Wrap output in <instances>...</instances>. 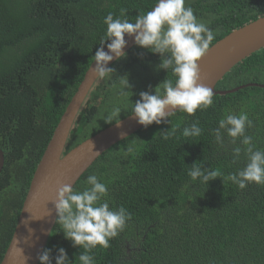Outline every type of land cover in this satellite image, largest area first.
<instances>
[{
	"label": "trees",
	"instance_id": "obj_1",
	"mask_svg": "<svg viewBox=\"0 0 264 264\" xmlns=\"http://www.w3.org/2000/svg\"><path fill=\"white\" fill-rule=\"evenodd\" d=\"M155 3L0 0V148L5 156L0 172V263L37 164L106 36L105 17H120L123 9L134 22ZM186 6L215 33L209 47L264 14V0H186ZM127 53L111 66L116 69L113 79L99 83L86 100L67 151L119 121L104 120L114 107L122 109L121 120L132 113L140 92L157 87L163 95V81L175 83L171 70H156L158 55L136 45ZM125 73L131 97L119 95L115 80ZM250 82L264 84V48L237 64L217 88ZM213 101L194 115L177 111L170 123L143 127L103 153L77 181L74 189L82 191L87 177L96 175L108 187L110 207L123 206L131 213L110 247L93 250L95 264H264V185L250 183L240 189L226 179L245 166L243 151L236 163L232 156L234 147L245 146L239 139L230 143L225 133L220 147L211 131L228 114L246 113L253 121L246 135L264 150V87L245 86L216 94ZM197 121L201 135L185 137L184 128ZM173 127L175 133L165 139L163 133ZM194 162L219 171L221 177L185 188ZM60 247L73 264H80L82 249L72 247L57 223L46 246L52 249L53 264Z\"/></svg>",
	"mask_w": 264,
	"mask_h": 264
},
{
	"label": "clouds",
	"instance_id": "obj_2",
	"mask_svg": "<svg viewBox=\"0 0 264 264\" xmlns=\"http://www.w3.org/2000/svg\"><path fill=\"white\" fill-rule=\"evenodd\" d=\"M121 17H125L123 9L120 17L114 18L109 13L104 19L106 36L101 39L100 47L92 56L95 66L91 69L94 70L95 79L102 82L105 79L112 80L116 75V69L108 65L113 60L119 62L127 57L128 53L124 51L128 44L126 36L137 47L159 56L157 71L165 70L168 73L171 70L175 76L174 84L170 79L163 81V95L157 87L154 92L139 93L140 98L133 103L131 113L138 124L147 128L153 123H170L169 118L177 111L194 115L197 110L204 111L213 105V90L199 83L198 62L208 50L215 33L207 23L198 19L191 6H186V0H156L151 10L137 15L134 22ZM115 80H118L119 95L131 94V97L134 94L127 73L117 76ZM121 111L120 107H114L104 120L112 123L118 117L120 121ZM251 127L253 121L242 112L221 118L218 127L211 130L220 147L224 146L225 133L231 138L230 143L236 144L239 139L245 146L243 150L240 146L232 149L233 163L239 161L241 152H244L245 166L226 177L240 189H245L250 183L264 185V150L256 148L253 137L246 135V130ZM175 131L173 127L171 131L164 132V138L167 139ZM201 133L198 121L183 130L185 137H199ZM187 174L190 183L185 188L197 183L208 185L209 181L221 177L219 171L196 162ZM85 184L87 187L82 191L75 190L69 184L58 189L53 202L56 209L55 222L61 226L64 238L71 242L72 247L82 249L78 256L80 264H95L91 254L93 250L97 247H110V240L127 227L131 213L123 206L118 209L110 207L108 187L96 175H89ZM37 259L39 264H53L52 249H43ZM55 264H73L63 247L57 249Z\"/></svg>",
	"mask_w": 264,
	"mask_h": 264
},
{
	"label": "water",
	"instance_id": "obj_3",
	"mask_svg": "<svg viewBox=\"0 0 264 264\" xmlns=\"http://www.w3.org/2000/svg\"><path fill=\"white\" fill-rule=\"evenodd\" d=\"M124 51H130L134 42L129 37ZM264 48V14L233 29L212 44L198 62L199 83L216 94H227L245 86H261L250 82L233 89L220 90L219 81L237 64ZM105 51L107 47L105 46ZM116 60L109 63L111 67ZM92 61L76 92L62 114L45 151L32 176L16 228L0 264H39L38 254L46 248L56 225L54 201L64 184L75 187L77 181L112 146L136 133L143 126L130 114L87 138L67 151V146L80 112L101 80L95 79ZM4 151L0 148V172L4 166Z\"/></svg>",
	"mask_w": 264,
	"mask_h": 264
},
{
	"label": "bare ground",
	"instance_id": "obj_4",
	"mask_svg": "<svg viewBox=\"0 0 264 264\" xmlns=\"http://www.w3.org/2000/svg\"><path fill=\"white\" fill-rule=\"evenodd\" d=\"M124 140V139H123ZM85 141V140H84ZM122 141V140H121ZM113 147V146H112Z\"/></svg>",
	"mask_w": 264,
	"mask_h": 264
}]
</instances>
